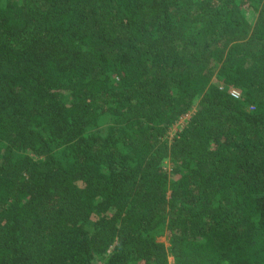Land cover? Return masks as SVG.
Wrapping results in <instances>:
<instances>
[{"label": "trees", "instance_id": "1", "mask_svg": "<svg viewBox=\"0 0 264 264\" xmlns=\"http://www.w3.org/2000/svg\"><path fill=\"white\" fill-rule=\"evenodd\" d=\"M170 256L264 264V0H0V264Z\"/></svg>", "mask_w": 264, "mask_h": 264}, {"label": "rangeland", "instance_id": "2", "mask_svg": "<svg viewBox=\"0 0 264 264\" xmlns=\"http://www.w3.org/2000/svg\"><path fill=\"white\" fill-rule=\"evenodd\" d=\"M248 15H249L251 18L254 19L256 13H255V11H254L253 9H250V10L248 11ZM215 82H216V80H215ZM231 89H233V87H231L230 90H231ZM188 117H189V114H188V113L185 114V115H183V116L180 118V120H179L178 122H176V123L172 126V128H171V132L174 133L176 129H179ZM171 136H172V135H171ZM164 165H165V167H167V169H170V168H171V163H170V160H169L168 158H167L166 160H164ZM159 239L164 240L166 243H168V239H167V236H166V235L159 236ZM169 264H174V260H173V257H172V256L169 257Z\"/></svg>", "mask_w": 264, "mask_h": 264}, {"label": "built area", "instance_id": "3", "mask_svg": "<svg viewBox=\"0 0 264 264\" xmlns=\"http://www.w3.org/2000/svg\"><path fill=\"white\" fill-rule=\"evenodd\" d=\"M232 93L235 94V95H238L237 91L233 88L231 89Z\"/></svg>", "mask_w": 264, "mask_h": 264}]
</instances>
